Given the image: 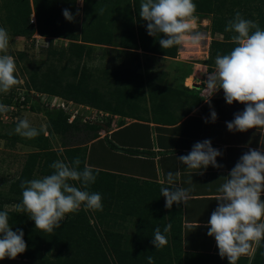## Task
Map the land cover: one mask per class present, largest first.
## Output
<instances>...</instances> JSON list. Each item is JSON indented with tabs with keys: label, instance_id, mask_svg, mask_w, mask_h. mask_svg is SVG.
I'll use <instances>...</instances> for the list:
<instances>
[{
	"label": "trees",
	"instance_id": "1",
	"mask_svg": "<svg viewBox=\"0 0 264 264\" xmlns=\"http://www.w3.org/2000/svg\"><path fill=\"white\" fill-rule=\"evenodd\" d=\"M3 1L8 10L2 20L10 34L28 40L34 33L48 38L45 60L30 59L25 50L8 54L14 58L16 66L22 61L19 69L25 78L24 88H27L23 93L25 98L22 103L31 99L28 91L32 89L112 113L121 110L127 100L122 101L118 96H106L102 93L91 83L93 76L84 62L81 64L85 57H90L92 50L91 45L87 43L111 44L113 32L110 26L113 20L118 24L120 47L141 48L167 56H175L177 53L178 45L168 49L161 48L159 44V40L163 38L161 34L148 35L147 22L139 15L142 0H122L121 9L118 5L121 0H83L84 14L80 33L75 28L77 0ZM193 2L196 5V14L209 18L211 34L220 33L223 36L222 40L213 38L210 42L209 56L206 60L209 65H215L218 53L228 54L235 47L231 39L234 33L225 32V26L237 12L243 18L256 22L264 30V0H193ZM64 9H68L74 15V22H68L63 17ZM100 9H104L103 14H100ZM31 14H34L35 23L30 22ZM112 16L115 18L112 19ZM55 39L67 40L68 44L66 47L56 49L53 47ZM15 76L19 78L17 71ZM141 82L136 81L133 86L137 83V88ZM13 88L8 93V104L15 96L13 91L16 88ZM136 98L137 96L132 100ZM16 105L20 106L19 103ZM30 108L34 111L44 110L48 119V132L51 135L54 133L65 135L72 130L85 132V136L77 144L67 145L63 141L61 146L64 149L60 152L50 148L49 139L44 135V131H40L33 141H23L33 146L35 150L28 153L20 176L11 183L9 190L15 197L6 199V203H21V200L16 199L17 195H22L21 183L35 179V172L45 176L51 174L54 169L50 165L57 160L71 164L73 159L78 157L81 161L79 170H83L86 167L85 154L80 145L98 137V131L102 128L100 123L89 121L79 125L76 117L69 122V113L63 109L49 110L41 108L37 103H33ZM93 170L96 180L89 186L88 191L101 195L103 210L94 211L82 205L78 211L68 214L61 222V227L52 233L36 229L34 221L26 213L17 212L15 209H2L0 206V211L9 215L11 230L21 229L24 233L23 239L27 247L24 253L17 256L18 258L29 259L37 264H148L147 257L151 256L154 264H228L226 257L191 255L183 258L180 251L179 225L174 224V213L171 208H167V221L162 222L164 221L162 218L159 222L158 205L148 201L143 203L142 199L136 196L138 188L134 184L120 182L117 184L119 189L116 192L113 187L116 175ZM73 183L77 187L80 186L79 182ZM147 195L148 199L149 193ZM129 199L133 201L130 204L126 202ZM127 214L136 217V232L131 237L117 230L121 227L120 223H116L117 218L125 219ZM169 223L172 228L170 232L164 233V227ZM157 227L168 240L167 245L160 249H155L152 244L154 229ZM246 260L239 258L237 264H246ZM251 264H264V241L258 246Z\"/></svg>",
	"mask_w": 264,
	"mask_h": 264
},
{
	"label": "crops",
	"instance_id": "2",
	"mask_svg": "<svg viewBox=\"0 0 264 264\" xmlns=\"http://www.w3.org/2000/svg\"><path fill=\"white\" fill-rule=\"evenodd\" d=\"M81 1L78 33L81 32L84 14L83 0ZM111 24V44L87 43L91 45L92 50L90 57H85L81 64L84 62L89 73L92 76L98 75L97 77L102 74L97 70L104 67L106 72L107 66L112 65L113 74L108 75L114 79L115 86L110 88L111 93L107 92L108 86L104 85L102 79V84L98 81V89L106 96L117 97L121 92L126 96L133 94L135 90L143 94L140 95L139 104H136V113L132 110L125 111L127 104L114 113L85 105L86 109H91L99 115L95 123H105L101 124L98 137L80 145L85 149V165L112 173L116 175V181L123 183V178L130 179L132 185L133 182L141 181L152 183L150 189L146 190L144 187V191L149 193L150 203L158 205L159 222L163 218L162 222L165 223L167 217L165 198L161 195L160 188L191 189L190 199L186 204H173L171 208L174 224L179 225L182 257H220L214 237L207 235L208 220L217 207V189L249 148L264 149V128L230 132L226 127V122H231L235 113L244 110V104L234 101L228 105L223 90L217 91L209 98V95L203 92L206 87V74L215 68V65L206 62L210 42L213 38L222 40L223 36L215 33V38L209 25L199 45H178L176 55L167 56L141 48L120 47L118 24L116 20ZM121 73H125V78L118 77ZM92 78L96 80L94 76ZM136 81H142L137 88V83L133 86ZM71 103L74 106L84 105L73 101ZM211 110L216 112L217 119L214 123H205V119H210ZM87 121L89 119L84 122ZM206 139L211 141L213 148L222 152V156L217 157V163L223 167L213 168L209 165L207 169L201 170V175L196 173V169H188L177 157L187 155L195 143ZM106 141H109V144ZM169 171L179 172L174 185L166 183V173ZM261 199L264 200V194ZM116 223L121 224L119 229L116 228L120 233L130 237L135 234V216L127 214L125 219L117 218ZM257 249L254 245L251 254L240 258H246V264H251Z\"/></svg>",
	"mask_w": 264,
	"mask_h": 264
},
{
	"label": "clouds",
	"instance_id": "3",
	"mask_svg": "<svg viewBox=\"0 0 264 264\" xmlns=\"http://www.w3.org/2000/svg\"><path fill=\"white\" fill-rule=\"evenodd\" d=\"M104 9H100L103 14ZM68 22H74V15L68 10L62 11ZM77 10L76 15H79ZM140 17L147 22L149 36L161 34V48L168 49L176 45H199L203 36L194 31L196 5L193 0H142ZM225 32H232L235 47L228 54H217L215 68L208 72L205 91L211 97L223 90L228 105L234 101L244 104V110L234 114L231 122H226L230 132H245L252 128H264V30L251 20L237 12L225 26ZM9 47V35L0 27V53H6ZM17 67L11 55H0V92L7 93L19 83L15 76ZM9 110L0 103V113ZM217 114L210 112V119L205 123L215 122ZM15 133L33 139L40 133L26 119L20 120ZM222 152L211 146L206 139L193 145L187 155L177 159L188 169L198 170L209 165L221 168L217 157ZM81 161L74 158L71 164L57 160L50 165L54 171L39 179L21 183L22 201L15 205L17 212H24L34 221L35 228L52 233L61 227V222L70 213L78 211L83 205L86 209L102 211V197L88 188L96 180L91 166L79 170ZM179 172L166 173V183L174 185ZM73 182H79V187ZM192 183V180L189 181ZM165 198V208L173 204H186L190 199L191 189L182 187H161ZM215 200L217 207L211 213L207 223V235L214 237L218 254L227 258L228 264H237L241 256L253 252V246H260L264 241V149H251L244 153L227 175L225 182L217 189ZM171 223L164 227L168 233ZM21 229L12 231L7 212L0 211V260L15 259L26 251V243ZM168 243L167 237L159 227L154 229L152 244L160 249ZM148 264H154L153 257H147Z\"/></svg>",
	"mask_w": 264,
	"mask_h": 264
},
{
	"label": "rangeland",
	"instance_id": "4",
	"mask_svg": "<svg viewBox=\"0 0 264 264\" xmlns=\"http://www.w3.org/2000/svg\"><path fill=\"white\" fill-rule=\"evenodd\" d=\"M82 4L81 0H77L76 1V12L77 10H79V15H76V31L79 32V21H80V17H81V8L79 7V5ZM5 1L0 0V26L5 28V25L3 23V16L7 14V8L5 7ZM118 5H123V1L121 0ZM123 6H120L119 9H121ZM196 21L194 24V31H198L199 33L202 34V36L204 37V31L207 29V27L210 25L209 22V18L196 14ZM115 18V16H112V19ZM112 23V22H111ZM113 25H115L113 23ZM8 32V31H7ZM9 35V47L7 49L6 53H3L4 55H8L11 52H15V51H19V50H25L27 51L29 58L30 59H34L37 61H41V60H45L47 58V46L45 45V43L47 42L48 44V40L46 38L40 39L39 43H43L40 45H35V41L32 40L33 36L32 35L31 39H27L25 37H16L13 36L12 34H10L8 32ZM217 34L214 35V37L216 38ZM68 44L67 41L62 40V39H55L53 40V47H55L56 49L62 47H66V45ZM22 64V61L20 62V65ZM19 66L17 67V72L19 73V78L18 81L19 83L17 84V87H14L13 89H15V91H13L14 93H22V88L24 87V82H25V78L22 76ZM94 65V64H92ZM112 65L111 66H107V71L105 72L103 69L104 67L100 68L99 70H97L99 73L101 72V76L97 77L98 75L93 74V76L95 77L96 80L92 79L93 84H95V87L98 88L100 85L98 84L99 82L102 84V80L104 81V85L108 86L107 87V92L111 93L110 88L112 89L115 85L114 84V79L112 77H110V75L108 74H113L112 71ZM123 68V67H122ZM95 71H92V73H94ZM24 75H26L24 73ZM121 76H118L120 78H125V73H121ZM117 76V75H116ZM21 78V79H20ZM102 79V80H101ZM99 81V82H98ZM19 87V88H18ZM27 88H25L26 90ZM115 89V88H114ZM113 89V90H114ZM138 91H134L133 94L129 93L130 95H126V97L124 96V93L121 92V94L118 95V98L120 97L122 101L127 100V106L124 107L125 111L128 110H132L134 111V113H136L135 111V107H137L136 104H139V98L140 95L143 94V92L138 93ZM8 93H3L0 92V103L4 104V105H8V101H7V97H8ZM137 98L134 100H132L133 97ZM143 96V95H142ZM132 100V102H130ZM130 102V103H129ZM16 102H14V100H12L11 102H9V105L15 106ZM135 105V106H134ZM71 109H76L78 111V114L76 116V121L78 122L77 124L82 125L84 123V118L85 116L89 117V121H92L93 123L95 122L96 119H98L97 117L99 116L98 114H96V112L92 111L91 109H86L85 105L78 106V105H72V107H70ZM65 112V111H64ZM20 113V114H19ZM19 116L18 118H16V120H12L13 118H11V120L9 118H5L4 115L2 116V113H0V117L2 116V119H0V206L2 209H6V210H11V209H15V203H6V199H11L15 197L14 193H11L9 188L11 183H13L14 180H16L19 176L20 173L22 171L23 165L27 159V155L29 152L35 150V148L31 145H28L24 142H27L28 140L33 141V139H28L25 137L20 136L19 134L15 133L14 129L17 125V123L22 120V119H26L29 121L30 125L35 127L39 132L40 131H44V135H46L49 139L50 142V148L60 152L62 151L64 148L61 146L62 142L65 141L66 144H77L80 143V139L83 138L85 136V132H80V131H72L70 130L69 132H67L65 135H61V134H50V132H48V119L46 117V113L44 112V110H39V111H34L31 110V108L25 105L24 108L20 109L19 111ZM70 117V115H69ZM101 124H105V123H101ZM24 141V142H23ZM109 141H106V143H108ZM109 144V143H108ZM83 152L85 154V149H83ZM35 175V179H39L44 177L45 175H41L38 172L34 173ZM123 178V177H121ZM120 178V179H121ZM125 179L124 183H127V185H132L131 184V180L128 178H123ZM115 180V179H114ZM112 181V179H111ZM116 181V180H115ZM117 184H120V181L117 180L116 183L114 184V188L117 190L119 189ZM133 184L138 188L136 189V192L138 193L136 196L138 198L142 199L143 203H146L147 201L150 202L147 199V191H144V187L146 188V190H149L150 186L152 183H146L144 181L141 182H133ZM138 186H142V187H138ZM113 188V189H114ZM122 194V193H121ZM16 199L21 200L22 201V195H17ZM132 201V199L129 200L128 204H130ZM146 205V204H144ZM140 211L142 210V208H139ZM154 210V208H153ZM144 211V210H143ZM0 264H37L34 261H31L29 259H21L16 257L15 259H9V258H5L4 260H0Z\"/></svg>",
	"mask_w": 264,
	"mask_h": 264
},
{
	"label": "built area",
	"instance_id": "5",
	"mask_svg": "<svg viewBox=\"0 0 264 264\" xmlns=\"http://www.w3.org/2000/svg\"><path fill=\"white\" fill-rule=\"evenodd\" d=\"M30 22L31 23H35V17L33 14H31V17H30ZM34 35V34H33ZM35 36L36 37H32L35 41V45H40L43 44V43H39L40 39H43L44 37L40 36V35H37L35 33ZM48 40V38H46ZM45 45L47 46V42L45 43ZM206 88V87H205ZM27 91V89H26ZM25 92V88L23 87L22 88V93H16L15 92V96H13V100L14 102L16 103H19L20 106L18 107L15 104V106H12V105H7L9 110L8 112L6 113H2V116L4 115L5 118H9L11 120V118H13L12 120H16L17 116L16 114L18 115L20 109L24 108L25 105L28 106L29 104V107L33 104V103H37L39 104V106L41 108H45V109H49V110H52V109H63L65 112L69 113L70 117L68 118V121L71 122L78 114V111L76 109H71L70 107H72V103L71 101H67L61 97H58V96H55V95H49V94H46V93H40V92H36L34 90H29L28 93L31 97V99L29 101H26L24 103H22L24 101V93ZM203 92H205L204 94L206 95H210V93H207L205 91V89L203 90ZM203 94V95H204ZM2 116L0 117V119H2ZM87 119H89L88 116H85L84 120L83 121H86Z\"/></svg>",
	"mask_w": 264,
	"mask_h": 264
}]
</instances>
